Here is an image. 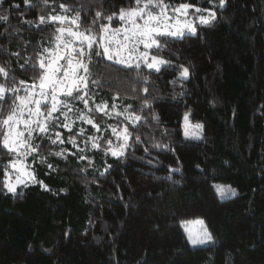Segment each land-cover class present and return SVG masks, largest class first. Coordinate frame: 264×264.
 Listing matches in <instances>:
<instances>
[{"label": "trees", "instance_id": "obj_1", "mask_svg": "<svg viewBox=\"0 0 264 264\" xmlns=\"http://www.w3.org/2000/svg\"><path fill=\"white\" fill-rule=\"evenodd\" d=\"M164 2L214 8L216 18L197 24L193 34L161 39L164 48L151 51L171 66L159 72L93 54L90 80L100 83L89 82L88 94L99 132L75 117H69V131L59 115L49 132L52 139L59 132L64 143L34 140L41 147L28 159L36 183L15 193L4 187L14 156L0 146V264H264V0H226L224 8L219 0ZM30 4L0 0V16H7L0 20V67L8 73L0 75V85L19 93L20 81L39 80V60L55 44L61 24L49 16L83 8L79 29L99 31L108 21L93 25L97 10L107 16L134 0ZM181 65L189 69L187 79L178 78ZM14 100L5 93L0 118ZM144 100L150 107H143ZM102 102L112 115L95 111ZM129 105L142 121L115 115ZM184 113L202 125L200 139L183 136ZM125 126L131 136L124 155H105L108 140L112 147L120 143L111 128ZM96 136L100 148L89 140ZM216 183L236 194L220 197ZM190 218L203 220L211 244L189 243L181 221Z\"/></svg>", "mask_w": 264, "mask_h": 264}, {"label": "snow or ice", "instance_id": "obj_2", "mask_svg": "<svg viewBox=\"0 0 264 264\" xmlns=\"http://www.w3.org/2000/svg\"><path fill=\"white\" fill-rule=\"evenodd\" d=\"M43 2L47 4V0H43ZM208 2L214 3V0H208ZM24 3L26 6H32L30 0H24ZM15 7L18 8L19 5H15ZM218 7H226V0H219ZM60 8L64 11L69 10L64 4H60ZM190 9H194L192 15L201 25L210 24L216 18L215 11L211 9H202L190 3H180L173 7L171 4L165 3L164 0H134L133 5L127 8L121 7L118 13L112 12L107 16L102 11L97 10L92 24L95 25L102 19L108 21V23L100 25L98 32H95L92 26L84 31L79 30L83 8L78 10L71 18L64 15L49 16L47 19L52 22L59 21L61 25L68 22L70 25H74L75 28L70 26L57 29L60 35L56 36L57 46L55 51L49 54V58L39 60L41 75L38 84L34 82L28 85L25 81H20V85L24 87L26 93L24 96L18 95L20 91L18 87L5 88L4 85H0V100L5 99L6 92H11L15 96L8 115L0 118V146L6 149L10 155L14 154V158L9 160L5 168L4 187L9 192L15 193L17 184H25L35 180L33 174L27 172L29 166L24 163L29 156L38 155L37 150L41 145L34 144L35 139L48 137L53 145L64 143L59 132H56L55 139H52L49 129L50 126L59 122L58 117L54 115L59 112L64 117V122L60 126L71 131L73 122L70 121L69 117L73 111V106L69 101L79 100L83 102L87 112L81 111L77 119L92 125L98 132L100 131V126L95 123L90 115L93 109L89 107V82L93 85L100 83L98 80H90L93 54L127 68L140 69L143 64L148 69L159 72L162 66L170 67V61L157 55H151V50L159 51L164 48L161 39L177 38L184 36L186 32H196L194 21L189 18ZM203 13H207V15ZM117 17L122 22V26L112 28L111 24ZM0 20H7V16H0ZM39 22L41 24L45 23V17L41 15ZM65 33L69 37L67 40L64 38ZM61 45L63 49H61ZM141 46L143 51L140 50ZM48 51V49H45V52ZM62 61L66 63H62ZM0 75L5 77L8 75L3 67H0ZM188 76L189 69L181 65L178 78L187 79ZM144 80L147 81L148 77H144ZM143 91L147 92L148 89L145 87ZM116 98V96H113L114 101ZM33 104L35 107H30ZM111 107L115 110L117 105L113 103ZM143 107H150L149 101L144 100ZM42 108H46L47 111H42ZM130 108L129 105L123 113L117 111L115 115H124L125 120L131 123L144 119L140 115L130 113ZM25 109H27L26 118ZM63 109H67V111H63ZM95 111L104 115H112L108 111L106 102L97 104ZM153 119L158 120L159 117L153 113ZM184 120L187 126L188 114H185ZM196 128L202 129V126L196 125ZM111 131L118 139H122L123 143L114 148L112 147V141L108 140L105 155L110 152L113 157H122L125 149L130 146L129 137L131 133L128 131L127 126L123 128L122 132L118 131L116 127H112ZM83 133L84 129L81 128L80 134ZM185 136H189L187 129ZM196 138H200L199 135ZM89 140L93 148H100L99 136L89 137ZM138 140L139 137H137ZM68 142L73 146H76L77 143L74 137H70ZM64 151L56 152L55 155L62 156ZM80 151H83V149H80ZM80 158L84 159V157ZM8 167L19 173L15 182L8 179ZM174 171H178V169ZM215 187L221 194L226 192L235 194V190L231 187L223 185H215ZM194 223L201 226L202 234H194L185 227L190 244H203L206 240L212 239L207 228L203 227V220H197Z\"/></svg>", "mask_w": 264, "mask_h": 264}, {"label": "rangeland", "instance_id": "obj_3", "mask_svg": "<svg viewBox=\"0 0 264 264\" xmlns=\"http://www.w3.org/2000/svg\"><path fill=\"white\" fill-rule=\"evenodd\" d=\"M168 4V3H167ZM179 5V4H178ZM193 5H195V4H193ZM175 6H177V5H174L173 7H175ZM196 7H200V8H202V9H211L212 11H214V8H206V7H202V6H198V5H195ZM193 12H194V9H190L189 10V18H191V19H193V21H194V26L196 27V29H197V24H199V22H198V20H195V18L193 17ZM203 14H205V15H207V13H203ZM58 15H64V16H67V17H69V18H71V17H73L75 14H67V15H65V14H58ZM117 19H118V17H117ZM118 24L117 25H112L111 24V27L112 28H118V27H121L122 26V22L118 19ZM59 22V21H58ZM73 27V28H75V26L74 25H70V23H68V22H66L64 25H61V26H59V27H65V28H67V27ZM59 27H57V29L59 28ZM80 31H84V30H81V29H79ZM95 32H98V31H95ZM185 34H188L187 32L185 33ZM189 34H193V33H189ZM58 35H60V33H56V36H58ZM56 36H55V44H54V46H53V48L52 49H50L47 53H45V55L43 56V58L42 59H45V58H49V54L51 53V52H54L55 51V49H56V46H57V41H56ZM64 38H65V40H67V39H69V37H67V34L65 33V35H64ZM61 49H63V46L61 45ZM141 51H143V47L141 46V49H140ZM151 55H156V54H154V53H152V51H151ZM158 56V55H157ZM62 63H66L65 61H62ZM118 65H120V64H118ZM121 66H123V65H121ZM141 66H144L143 64L141 65ZM145 68H147L146 66H144ZM148 69V68H147ZM149 70H153V69H149ZM82 74V73H81ZM38 82H39V80L36 82L37 84H38ZM31 85V84H30ZM18 95H20V96H24V95H26V93H25V91H24V87L22 88V91L18 94ZM62 99H63V97H61ZM70 102V104L73 106V111L70 113V117H72V118H77L78 117V115H79V113L81 112V111H84V112H86L87 111V109L85 108V106H84V104H83V102H81V101H79V100H75V101H69ZM18 103V102H17ZM96 106V105H95ZM95 106H94V108H95ZM30 107H35V105L33 104V105H30ZM89 107L91 108L92 106H91V104H90V101H89ZM42 111H47V109L46 108H42ZM63 111H67V109H63ZM185 114H188V113H184V115H183V118H182V131H183V136L185 137V138H188V139H200L201 138V136H202V129H200V128H196V125H201L200 123H198V122H194V121H192L191 119H190V117H189V114H188V124H187V126H186V124H185V120H184V117H185ZM8 115V114H7ZM6 115V116H7ZM26 115H27V109H25V118H26ZM56 117H58L59 118V115H61L59 112L58 113H55L54 114ZM62 117H63V115H61ZM64 118V117H63ZM34 119H35V117H34ZM202 126V125H201ZM186 129H187V131H188V133H189V136L188 137H186L185 136V131H186ZM122 130L123 129H121V130H119V131H121L122 132ZM56 131H58V130H56ZM197 135H199V137L200 138H196V136ZM119 141H120V143H123V140L122 139H119ZM120 143H118L116 146H114V148L115 147H118L119 146V144ZM13 156H14V154H13ZM29 157H32V156H29ZM28 157V158H29ZM26 159L25 161H24V163L26 164V165H28L29 167L27 168V172H31L32 174H33V176L35 177V175H34V172H33V169H32V165H31V161L29 160V159ZM7 171H8V173H9V176H8V179L11 181V182H15V180H16V177H17V175H19V173L18 172H16L14 169H12L11 167H8L7 168ZM4 180H5V176H4ZM34 183H36V178H35V180L34 181H31V182H26L25 184H17L16 185V189L18 190L19 188H22V187H25V186H28V185H32V184H34ZM215 185H223V186H228V187H231V186H229V185H224V184H221V183H216V184H214V186ZM216 188V187H215ZM232 189H234L233 187H231ZM6 189V188H5ZM16 190V191H17ZM217 190V189H216ZM235 190V189H234ZM6 191L7 192H9L7 189H6ZM9 193H13V192H9ZM219 193V192H218ZM235 194H236V190H235ZM232 195H234V194H231V193H224V194H221V193H219V196L220 197H226V196H232ZM197 220H202V219H200V218H190V219H186V220H183V221H181V226H182V229L184 230V232H185V227H187L190 231H192L194 234H197V233H200V234H202V228H201V226L200 225H198V224H195L194 222L195 221H197ZM203 227H205V224L203 225ZM208 231V230H207ZM209 233V232H208ZM185 234H186V236H187V238H188V233H186L185 232ZM213 242V238L211 239V240H206L205 241V243H203V244H198V245H192V246H197V247H202V246H206V245H208V244H211Z\"/></svg>", "mask_w": 264, "mask_h": 264}]
</instances>
